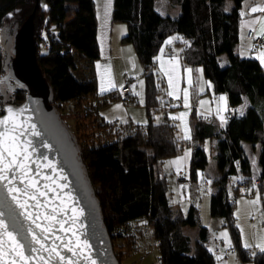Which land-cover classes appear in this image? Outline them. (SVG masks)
Instances as JSON below:
<instances>
[{"label":"trees","instance_id":"1","mask_svg":"<svg viewBox=\"0 0 264 264\" xmlns=\"http://www.w3.org/2000/svg\"><path fill=\"white\" fill-rule=\"evenodd\" d=\"M156 1L113 0L112 9V20L126 24L122 41L133 45L142 66L147 116L143 125L131 120L108 122L98 114L101 104L117 97L125 103L133 100V78L126 80L131 92L123 97L121 89L99 93L94 74L81 77L76 73L78 63H93L100 56L94 0H44L45 6L38 0L33 19L38 65L52 89V104L79 148L113 253L122 264L140 249L147 226L160 264H217L208 248L209 231L200 225L196 205L190 204L186 213L175 209L168 198V177L160 169L164 161L181 155L188 145V178L196 185L208 165L204 145L210 139L215 140L211 147L216 161V176L210 182V216L222 219L223 227L228 228L239 264H264V251L251 255L242 248L233 216L241 186L258 182L256 188L264 191V68L254 56H241L236 51L244 0H168V12L178 7L177 16L158 11ZM35 4L36 0H0V32L9 26L12 33ZM173 36L174 41L166 43ZM163 46L167 54L178 48L184 66L202 68L209 83L206 92L212 97L225 93L230 108L245 98L244 112H232L220 127L211 116L197 114L193 97L191 136L188 141L183 139L168 115L177 105L169 102L165 77L157 67V54ZM222 55L227 58L223 65ZM4 72L0 42V77ZM2 84L12 91V100L3 105L24 100L23 88L9 89ZM159 110L163 115L155 120ZM73 124L74 130L70 127ZM245 145L251 150L258 146L260 173L256 178ZM233 177L238 180L230 197L228 187ZM185 228L198 230L193 246Z\"/></svg>","mask_w":264,"mask_h":264},{"label":"water","instance_id":"2","mask_svg":"<svg viewBox=\"0 0 264 264\" xmlns=\"http://www.w3.org/2000/svg\"><path fill=\"white\" fill-rule=\"evenodd\" d=\"M37 2L38 0L24 22L11 33L10 58L0 77V81L9 86V89L23 88L25 97L19 104H4L0 120L5 117L14 118L17 124L28 129L21 139L31 141L29 167L32 172L29 175L35 176L39 190L29 188L28 194L14 193L21 203L27 202L21 208L12 200L7 188L0 185V213H3L0 219L9 225L8 230L23 243L32 239L30 232L35 233L46 248H56L66 258L63 264H90V261H95V264H119L79 148L52 104V89L38 65L33 22ZM9 109L12 113H9ZM31 126H34L37 135L31 134ZM3 127L0 126V131ZM48 164L51 167L45 166ZM8 175L11 179L12 174ZM27 183L25 181L21 184L16 179L9 187L23 189ZM53 209L56 210L55 213ZM53 215L56 217L55 221L46 220V217ZM29 216L30 218H26ZM73 217L78 218L73 220ZM37 224L41 227L37 228ZM61 224L67 231L61 230ZM49 226L52 230L42 233L41 229ZM43 235H47L48 239L44 240ZM4 239L7 240V237ZM69 241L79 242L81 245L86 242L89 247L83 251L76 249V254L73 255V252L67 250ZM33 247L37 249L36 252L26 251V254L33 257L29 264H43L37 258L43 256L47 260L50 253L40 250L38 244ZM51 255L55 256V253ZM82 256H87L90 260L86 261ZM4 259L7 264H11L13 256L7 254ZM49 264L61 262L56 258L50 260Z\"/></svg>","mask_w":264,"mask_h":264},{"label":"crops","instance_id":"3","mask_svg":"<svg viewBox=\"0 0 264 264\" xmlns=\"http://www.w3.org/2000/svg\"><path fill=\"white\" fill-rule=\"evenodd\" d=\"M156 2L155 7L158 11L162 13L168 12V0L165 1L166 8L164 9H158V2ZM258 5L264 6V0H244L242 3L240 10V40L236 46V51L241 56H254L264 68V63H262L261 59L258 58L261 53H264V47L256 48L253 40L246 35L248 30H253L255 34L261 30L260 21L261 19H264V12L258 11L252 13L250 11L251 7ZM94 6L97 20V39L100 56L93 63H81V71L79 74L81 77L91 73L94 74L97 81L98 91L100 93L111 90L119 91V89L125 85L126 79L120 80L117 78L113 81L109 74V66L114 68L116 59L124 54H129L131 56V47L128 43L122 41V37L126 33V24L123 22H114L112 20L113 0H94ZM174 39L175 36H173V38H168L166 43H168V41H174ZM177 50L178 48H174V52L172 54H167L166 49L163 46L157 54V67L159 72L165 77L167 96L173 99L177 105L175 109L170 110L168 115L173 119V117H181V114H184L182 120H184V127H186V130L184 129L183 132V128L181 127L182 132L180 133L183 139H188L191 136L190 109L193 97L195 98V108L197 114L203 116L201 113L204 111L206 115H211L212 120L216 121L220 127L225 126L227 119L232 112L236 115H241L244 112L247 106V100L245 98H243L240 104L236 105L234 108H230L228 105L227 95L225 93H220L212 97L211 93L206 92L209 89V83L206 79H204L202 71L199 69L200 67H191L188 65L184 66ZM170 77L172 79L171 87L169 85ZM132 83L134 87V80ZM112 85H115V87H112ZM102 87L106 90L101 91ZM185 89L187 90V106H185ZM134 91L135 90L133 89V93ZM170 91L173 92V95L171 96L168 95ZM220 97H224L225 99L222 101L220 100ZM217 98H219L217 103L218 106H215L213 105V101ZM180 119L181 118H176L173 120L176 123L177 120H179L181 125ZM186 136L187 138H185ZM211 141V145L214 144L215 140ZM257 152L258 146L254 148L252 152L253 154H251L255 160L253 164L257 166L254 178L258 177L260 173L257 162ZM190 157L191 149L190 151L186 150L183 154L177 157L166 160L167 166L170 168V172L176 176V179L183 178L187 181L180 184L186 191L184 192L186 199L195 196L194 187L199 184L198 182L192 187L188 178ZM201 173L203 174L204 172ZM206 182L210 184V182ZM189 187L192 190H190ZM214 250L218 249L214 248L212 249V252H214ZM218 251L219 254L215 255V257L222 256L221 251ZM225 256L226 255L223 256L222 260H217V264H237V262L229 263L227 257ZM132 264H160L156 244L153 250L150 249L147 251L144 242H141L140 249L134 252Z\"/></svg>","mask_w":264,"mask_h":264},{"label":"rangeland","instance_id":"4","mask_svg":"<svg viewBox=\"0 0 264 264\" xmlns=\"http://www.w3.org/2000/svg\"><path fill=\"white\" fill-rule=\"evenodd\" d=\"M165 1L167 0H157L158 9L166 8ZM40 2L43 6H45L44 0H40ZM229 6H230V2H227V6H226L227 9H229ZM173 10L174 13L172 12ZM173 10L168 12V14H170L171 16H177V14L179 13V8L176 7ZM10 39H11V31L9 29V26H5L0 32V42L4 51L5 68L10 58V51H9ZM128 45L132 49L131 56L129 54H124L121 57L117 58L114 68L109 66V74L113 81L116 80L117 78L120 80L122 79L127 80L129 78H133L134 80L133 89L135 90L133 93V100L131 102L129 101L127 103H123V101L121 102L119 97H117L116 99L109 101L106 104H101L98 107V114L100 115V117H102L105 121L108 122L131 120L135 124L143 125L147 122V116L144 107L145 84L142 76V66L139 62V59L136 55L133 45L131 43H128ZM226 61H227L226 56L222 55L220 57V63L223 65L226 63ZM80 64L81 63H78L79 68H76V73H80L81 71ZM199 69L200 71H202L201 67ZM11 92L12 91L11 90L9 91L4 84L0 83V108L3 107L4 102H8V101L10 102V100H12ZM115 92L118 93V91ZM218 100L219 98L213 101L214 102L213 105L218 106L217 105ZM117 105H119L120 107L117 108L116 107ZM201 114H203L204 117L211 116V115H206L204 111H202ZM162 115H163L162 111L160 110L157 111L155 113V120H159ZM180 122L181 125L179 123V120H177V126L179 132L181 133L182 132L181 127L183 128V132L186 127H184V120L180 119ZM70 127L72 130H74L75 124L71 125ZM189 139L190 137L185 140L188 141ZM211 142L212 141L210 139H207L205 141L204 148L206 150L208 157V165L205 171H203L204 173L203 174L200 173L201 180L199 181V184L194 187L195 196H193L192 198L186 199L184 195L185 194L184 192L186 191L184 190L183 186L180 185L182 183H180L179 179H176V176L172 172H170V168L167 166L166 161H164L160 165V169L161 172L168 177V181H169L168 198L170 203L173 204L174 208L180 209L183 213H186L190 204L196 205L198 209L200 225L206 227L209 231L208 248L211 251L212 249L216 248L220 250L222 253V256H216L217 260L219 259L222 260L223 256L226 255L229 263L237 262V264H239L238 255L234 250V248L232 247L231 236L228 228L223 227L222 219L212 218L209 212V201H210V194L212 188L211 185L206 181L211 182V180L216 176L215 151L211 147ZM245 146H246L245 149H248V151L251 154H253L252 153L253 149L252 150L249 149L248 145ZM186 150L190 151L188 145H186L184 152ZM250 161L252 162V175L253 177H255L257 166L253 164L255 160L252 156L250 157ZM237 180L238 177H233L231 179L230 186L228 187L230 197L234 196L232 186L237 183ZM193 186L194 185H192V187ZM253 200H258V203L255 205L248 203L249 201H253ZM234 203L235 206H234L233 216L235 219V224L240 233V241L242 248L247 250L248 253H250L251 255L255 254L256 252L262 251L261 248L258 247L257 245H264V239H262V237H264V191L260 192L254 185V183L250 185L249 190L240 188L238 193L236 194ZM197 232H198L197 228L184 229V234L189 238L191 246L194 245ZM144 234L145 235L142 238V242H144L147 251L150 249L153 250L155 248L156 243L151 233V230L147 226L144 227ZM223 234H226V237ZM245 244H248L249 247H245ZM133 259H134V253L128 256L127 258H125L122 261V264H132Z\"/></svg>","mask_w":264,"mask_h":264},{"label":"snow or ice","instance_id":"5","mask_svg":"<svg viewBox=\"0 0 264 264\" xmlns=\"http://www.w3.org/2000/svg\"><path fill=\"white\" fill-rule=\"evenodd\" d=\"M250 11L252 13L255 12H264V6H254L251 7ZM261 30L256 33L257 36L264 34V19H261ZM168 43H171V41H168ZM163 51V50H161ZM261 59V62L264 63V53H261L258 57ZM191 71V70H186ZM167 75V73H166ZM169 85L172 86V79L169 78ZM112 87H115V85H112ZM102 87L101 91H105ZM168 95H173V92H169ZM224 97H220V100H224ZM185 106H187V90L185 89ZM117 108L120 106L117 105ZM9 113H12V110L9 109ZM184 114H181V117H173V119L176 118H183ZM0 126H4L3 130L0 131V185H3L5 188H7L9 195L12 196V200L21 208H24L27 204L25 201L24 203H21L17 196L14 195V193H24L28 194V189L33 188L37 191L39 190L37 185L38 181H36L35 176L29 175L32 172V169L29 167V161L31 160V152L29 151V147L31 146V141L27 139H21L22 137H25L26 131L28 129H25L24 125L17 124L15 122V119H10L9 117H5L4 119L0 120ZM31 134L37 135V133L34 131V126H31ZM187 138V136L185 137ZM47 147V145H44ZM34 151V149H33ZM46 159V158H45ZM31 163H35V161H31ZM46 167H51V164L45 165ZM8 173H11V179L9 178ZM17 173H19V176H17ZM37 175L39 173L37 172ZM19 179L21 184H24L25 181L28 183L25 185L23 189L16 188V187H9V185L12 183V181ZM45 179H48V177H45ZM6 182V183H5ZM47 187V186H46ZM33 199H36L35 196L32 197ZM248 203H251L253 205L258 203V200L249 201ZM55 209H53V212L55 213ZM3 213H0V216H2ZM26 218H30L26 217ZM78 217H73V220H75ZM46 220L48 221H55L56 217L55 215L46 217ZM37 228H40L41 226L39 224L36 225ZM9 225L5 223L3 219H0V264H7V261L4 259L5 255L11 254L13 256V259L11 261V264H29V261L33 259L31 255L26 254L27 252H36L37 249L33 247V245H40V250L49 252L50 255L48 259L46 260L43 256L38 257L37 259L39 261H42L43 264H49L50 260L59 258L61 264L65 261V257L61 256L60 253L57 251L56 248L48 249L44 246L42 243V240L40 237H38L35 233H31L32 239L28 241L27 243H23L20 240L17 239V236L13 234L12 231H9ZM52 229L51 227H45L41 229L42 233H48ZM61 230L67 231V229L63 228V224H61ZM75 235V233H73ZM226 237V234H223ZM4 237H7V240L4 239ZM43 239L47 240V235H43ZM264 239V237H262ZM68 244L70 245L68 247V251L73 252V255L76 254V249H80L83 251V249H86L89 247V245L84 242L82 245L79 242H73L69 241ZM7 245V247H6ZM261 248L262 251H264V245H257ZM245 247H249L248 244H245ZM51 253H55V256L51 255ZM82 259L89 261L90 258L87 256H82ZM90 264H95V261H90Z\"/></svg>","mask_w":264,"mask_h":264},{"label":"built area","instance_id":"6","mask_svg":"<svg viewBox=\"0 0 264 264\" xmlns=\"http://www.w3.org/2000/svg\"><path fill=\"white\" fill-rule=\"evenodd\" d=\"M247 37L253 39L254 41V46L256 48H261V47H264V34L262 35H259L257 36L253 30H248L247 33H246ZM131 92V86H128V85H125L121 88V93H122V96L123 97H126L129 93ZM169 102L170 103H174V100L169 98ZM179 181L181 183L183 182H187L186 180H184L183 178H179ZM255 186H258V182H255L254 183ZM241 188H244V189H247L249 190L250 187H247V186H241ZM214 255H218L219 254V251L218 250H214ZM226 257V256H225Z\"/></svg>","mask_w":264,"mask_h":264}]
</instances>
